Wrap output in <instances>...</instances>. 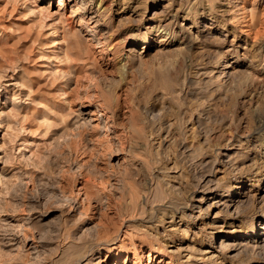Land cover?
Returning a JSON list of instances; mask_svg holds the SVG:
<instances>
[{
	"label": "rangeland",
	"instance_id": "1",
	"mask_svg": "<svg viewBox=\"0 0 264 264\" xmlns=\"http://www.w3.org/2000/svg\"><path fill=\"white\" fill-rule=\"evenodd\" d=\"M59 1L0 0V264H264V0Z\"/></svg>",
	"mask_w": 264,
	"mask_h": 264
},
{
	"label": "bare ground",
	"instance_id": "2",
	"mask_svg": "<svg viewBox=\"0 0 264 264\" xmlns=\"http://www.w3.org/2000/svg\"><path fill=\"white\" fill-rule=\"evenodd\" d=\"M59 3H63L61 0L59 1ZM105 3V0H99L98 1V9L97 10H99V8L101 7V6H104L103 4ZM179 5V4H178ZM106 7V6H105ZM141 7V6H140ZM102 8V7H101ZM77 12V11H76ZM163 15V14H162ZM164 17V16H163ZM163 17H157L154 21H153V23L148 27V29L143 33V35H142V38H143V42L145 43V45H146V47H148L149 45H150V36H149V34H150V32L153 30V31H158V32H163L165 35L166 34H169V28H168V26H169V21H167V18H163ZM188 33V32H187ZM190 38H192V36H193V39L194 38H196V37H194V34H192V32H189V35H188ZM138 38V37H137ZM137 38H134L133 39V42L134 43H136V41L135 40H137ZM129 49H126V51H128ZM53 114V113H52ZM56 115V114H55ZM54 116V115H53ZM55 126H57V123L54 121V119H46L45 121H44V125H43V130H49V129H51V127H52V129H53V127H55ZM0 148H1V145H0ZM237 182V181H236ZM234 187V184L233 185H231V188H233ZM257 229H259V231L258 230H256V226H252L251 227V235H253V236H256V237H258V236H261V235H264V225L262 226V227H257ZM260 229L262 230L261 232H260ZM220 230L221 229H219V231H216V233L215 234H217L218 232H220ZM223 237L224 236H222V238H221V240L219 241V245L221 246V244H223V242H224V245H227L226 244V240L224 239L223 240ZM262 237V236H261ZM263 240H264V238H262ZM227 248H229V247H227ZM118 262V261H117ZM117 262H116V264H117Z\"/></svg>",
	"mask_w": 264,
	"mask_h": 264
}]
</instances>
